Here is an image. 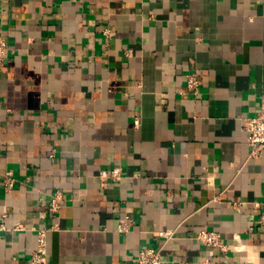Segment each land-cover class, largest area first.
Here are the masks:
<instances>
[{"label":"crops","instance_id":"crops-1","mask_svg":"<svg viewBox=\"0 0 264 264\" xmlns=\"http://www.w3.org/2000/svg\"><path fill=\"white\" fill-rule=\"evenodd\" d=\"M2 36L0 264H30L53 226L47 264H138L147 246L163 264H264V152L243 128L264 102V0H0Z\"/></svg>","mask_w":264,"mask_h":264},{"label":"built area","instance_id":"built-area-1","mask_svg":"<svg viewBox=\"0 0 264 264\" xmlns=\"http://www.w3.org/2000/svg\"><path fill=\"white\" fill-rule=\"evenodd\" d=\"M9 45L4 36L0 37V70L5 65V61L8 55ZM201 79L199 78L198 72L191 73L188 76V89L193 93H197L199 87L201 86ZM243 128L248 135V143L252 148V156H259L264 152V102L262 103L261 109L256 116L246 117L243 119ZM138 123V121H136ZM101 178L103 185L107 184L109 179H120L121 172L119 168H114L112 171H102ZM16 180L9 173L6 176L4 185L6 190H10L15 186ZM64 201V195L61 191H57L48 205V210L51 213H58ZM235 208H240L243 202L238 200L234 203ZM258 206L264 205V202H258ZM132 221L127 216L119 223V231L122 233H128L132 229ZM259 226L264 233V213L260 215ZM0 227L5 228V224H0ZM16 229H22L23 226L20 224L14 225ZM53 227H36L37 232V246L33 251L32 257L29 260L30 264H47L48 256V233ZM173 232H166L167 239H171ZM196 238L202 241L210 248H215L227 253L232 250L235 253L247 252L250 254L252 252V247L245 243L242 237L238 236V243L230 245L226 243L222 237V234L215 229L204 228L197 232ZM138 264H163L162 250L155 247L147 246L142 248L137 255ZM204 264H210V260L207 259Z\"/></svg>","mask_w":264,"mask_h":264}]
</instances>
